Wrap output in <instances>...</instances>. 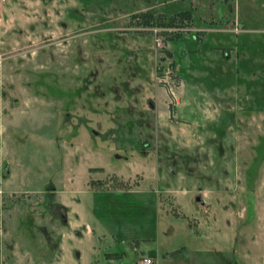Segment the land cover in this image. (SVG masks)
<instances>
[{"label": "rangeland", "instance_id": "rangeland-1", "mask_svg": "<svg viewBox=\"0 0 264 264\" xmlns=\"http://www.w3.org/2000/svg\"><path fill=\"white\" fill-rule=\"evenodd\" d=\"M0 190V264H264V0H0Z\"/></svg>", "mask_w": 264, "mask_h": 264}, {"label": "trees", "instance_id": "trees-1", "mask_svg": "<svg viewBox=\"0 0 264 264\" xmlns=\"http://www.w3.org/2000/svg\"><path fill=\"white\" fill-rule=\"evenodd\" d=\"M190 15V11L188 10H180L175 13H173L168 20H164V17H160V15H154L152 11H142L140 13H137L134 15L136 17V21H134L135 24L139 26H180L176 22V20H184L186 18H189L188 16Z\"/></svg>", "mask_w": 264, "mask_h": 264}, {"label": "built area", "instance_id": "built-area-1", "mask_svg": "<svg viewBox=\"0 0 264 264\" xmlns=\"http://www.w3.org/2000/svg\"><path fill=\"white\" fill-rule=\"evenodd\" d=\"M157 44H160V42L157 43ZM167 90L169 92V95L174 100V102H177V97H176V94H175L174 90L172 88H170V87H168ZM141 263L142 264H152V259L150 257H144V258H142Z\"/></svg>", "mask_w": 264, "mask_h": 264}, {"label": "crops", "instance_id": "crops-1", "mask_svg": "<svg viewBox=\"0 0 264 264\" xmlns=\"http://www.w3.org/2000/svg\"><path fill=\"white\" fill-rule=\"evenodd\" d=\"M180 86H181V82L179 83V85H178V89L180 88ZM190 93L192 94V96H194V98H196L197 99V97H196V94L193 92V90H191L190 91ZM180 94H181V91L179 90L178 91V95L180 96ZM180 98V97H179ZM193 102H194V105L196 106V102L194 101V99L192 100ZM196 108H197V106H196ZM195 108V109H196ZM197 110H198V108H197ZM200 110V109H199ZM198 110V111H199ZM178 111H180V109L178 110ZM199 114H201V111H199ZM3 194V199H4V201L7 199V196H8V199L6 200V201H9V197H10V194H12V193H2ZM35 194H37V193H35ZM63 206H65V205H63ZM61 245V244H60ZM109 254H111V253H109ZM108 256H111V255H108ZM110 258H112V257H110Z\"/></svg>", "mask_w": 264, "mask_h": 264}, {"label": "flooded vegetation", "instance_id": "flooded-vegetation-1", "mask_svg": "<svg viewBox=\"0 0 264 264\" xmlns=\"http://www.w3.org/2000/svg\"><path fill=\"white\" fill-rule=\"evenodd\" d=\"M3 192H2V190H0V201L2 202V204H6V203H8V202H10L12 199H14V198H11V194H10V197H9V201H6L7 199H8V196H7V199L4 201V199H3V194H2ZM13 195L15 194V193H12ZM57 208H61V206H57ZM60 219H63V216H62V214H60ZM1 261H4V260H2L1 258H0V262Z\"/></svg>", "mask_w": 264, "mask_h": 264}, {"label": "water", "instance_id": "water-1", "mask_svg": "<svg viewBox=\"0 0 264 264\" xmlns=\"http://www.w3.org/2000/svg\"><path fill=\"white\" fill-rule=\"evenodd\" d=\"M195 199L201 203V199L199 197H196Z\"/></svg>", "mask_w": 264, "mask_h": 264}]
</instances>
